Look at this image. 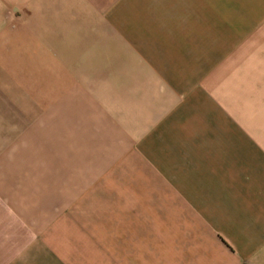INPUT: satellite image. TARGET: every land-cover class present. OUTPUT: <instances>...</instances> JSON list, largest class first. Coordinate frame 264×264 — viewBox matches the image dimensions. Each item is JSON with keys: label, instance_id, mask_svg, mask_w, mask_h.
<instances>
[{"label": "crops", "instance_id": "crops-1", "mask_svg": "<svg viewBox=\"0 0 264 264\" xmlns=\"http://www.w3.org/2000/svg\"><path fill=\"white\" fill-rule=\"evenodd\" d=\"M0 264H264V0H0Z\"/></svg>", "mask_w": 264, "mask_h": 264}]
</instances>
